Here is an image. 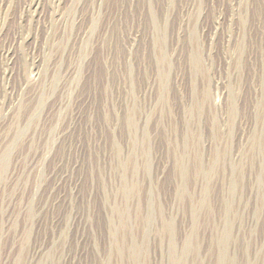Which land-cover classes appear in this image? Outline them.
<instances>
[{
  "label": "rangeland",
  "instance_id": "374dc122",
  "mask_svg": "<svg viewBox=\"0 0 264 264\" xmlns=\"http://www.w3.org/2000/svg\"><path fill=\"white\" fill-rule=\"evenodd\" d=\"M0 264H264V0H0Z\"/></svg>",
  "mask_w": 264,
  "mask_h": 264
}]
</instances>
